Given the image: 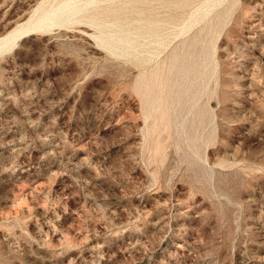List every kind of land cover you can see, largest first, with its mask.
<instances>
[{"label":"rangeland","instance_id":"1","mask_svg":"<svg viewBox=\"0 0 264 264\" xmlns=\"http://www.w3.org/2000/svg\"><path fill=\"white\" fill-rule=\"evenodd\" d=\"M128 1L0 0V264H264V0Z\"/></svg>","mask_w":264,"mask_h":264},{"label":"bare ground","instance_id":"2","mask_svg":"<svg viewBox=\"0 0 264 264\" xmlns=\"http://www.w3.org/2000/svg\"><path fill=\"white\" fill-rule=\"evenodd\" d=\"M64 2L66 0H63ZM168 3V6L170 7V9H176L179 7H182L184 5H186L190 0H166ZM63 2V3H64ZM67 3V2H65ZM161 3V2H159ZM145 4V0H137L136 4L131 3V1L129 2H124L120 5L117 4H110L107 6H101V7H97L96 10L94 11V13L90 16V20L91 21H95V22H104L108 19H112V20H116V19H126L127 17H130L129 19H132L135 22L141 23L142 24V28L144 30L147 31H153L154 29V24L156 23V19H157V13L155 10L151 9V8H146L145 7L141 10L136 9L139 5H144ZM155 6V5H154ZM36 12V11H35ZM228 13V12H227ZM29 18V17H28ZM27 18V19H28ZM167 19H171L172 16L168 15L166 17ZM223 18V17H222ZM58 20V19H57ZM131 20V22H132ZM27 21V25L28 27H41L44 24H47V22L45 19V9L42 8L40 10V13L35 17V18H29ZM50 21H52V19H50ZM49 21V22H50ZM25 23V22H24ZM22 24V23H21ZM20 24V26H16L15 28L11 29L8 33H6L5 35L0 37V45L3 43H8V42H13L14 37L19 34L17 33L18 31H20L22 29V25ZM26 26V25H24ZM45 26V25H44ZM141 26V25H140ZM27 27V26H26ZM135 27V26H134ZM139 27V24H138ZM213 27V26H212ZM41 29V28H40ZM140 29V28H138ZM142 29V30H143ZM217 29V28H215ZM26 30V29H24ZM208 31V30H207ZM153 34V32H151ZM150 33V34H151ZM200 33V32H198ZM206 36V35H204ZM199 37V36H198ZM195 39V38H194ZM184 41V40H183ZM186 42V41H185ZM199 43V42H198ZM4 45V44H3ZM177 46V45H176ZM181 46V45H180ZM212 47V46H211ZM188 50V49H186ZM190 51V50H188ZM215 51V50H214ZM209 54V53H208ZM177 51L175 50H171V57L168 61V63L164 66L167 67L168 71H174V70H179L180 67L190 61L191 59L189 58V56L186 59H177ZM183 55V54H181ZM169 56V55H168ZM198 56V55H196ZM208 57V56H207ZM195 58V57H193ZM203 59V58H202ZM159 61V60H158ZM154 62V61H153ZM153 64V63H151ZM157 64V63H156ZM160 64V63H158ZM150 65V64H149ZM189 65V64H187ZM147 66V65H146ZM152 66V65H151ZM185 66V65H183ZM204 67V66H203ZM151 68V67H150ZM160 68V67H158ZM191 68V67H190ZM146 69V68H145ZM157 69V68H156ZM165 69V68H164ZM208 70V69H207ZM163 72V71H162ZM152 73V72H151ZM182 74V73H181ZM139 75V74H138ZM173 75V74H172ZM159 77V76H157ZM177 77V76H176ZM188 77V76H187ZM153 78V77H152ZM159 79V78H158ZM192 79V78H191ZM138 80V79H137ZM168 80V78L166 79ZM179 80V79H178ZM158 83V82H157ZM165 83V82H164ZM202 84V83H201ZM140 87V86H139ZM191 88V87H190ZM192 89V88H191ZM147 90V89H146ZM155 90V89H153ZM168 91L173 93L175 91V88L173 86H169L168 87ZM157 95V94H156ZM150 96V95H149ZM168 96V95H167ZM191 97V96H190ZM187 98V97H186ZM154 99V98H152ZM190 105V104H189ZM187 105V106H189ZM191 107V105H190ZM199 109V108H198ZM198 117V116H197ZM153 122V121H152ZM154 132V131H153ZM157 142V141H156Z\"/></svg>","mask_w":264,"mask_h":264}]
</instances>
